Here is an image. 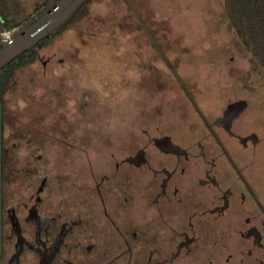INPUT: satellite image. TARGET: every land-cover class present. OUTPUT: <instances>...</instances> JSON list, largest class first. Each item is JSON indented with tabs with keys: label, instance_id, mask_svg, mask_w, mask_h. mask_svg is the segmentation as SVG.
<instances>
[{
	"label": "rangeland",
	"instance_id": "374dc122",
	"mask_svg": "<svg viewBox=\"0 0 264 264\" xmlns=\"http://www.w3.org/2000/svg\"><path fill=\"white\" fill-rule=\"evenodd\" d=\"M44 1L1 0L0 7L5 2L23 18ZM180 82L211 116L232 98L248 101L242 129L254 123L264 137V83L227 23L222 0H93L9 83L2 120L7 202L35 192L46 176L57 182L49 191L57 190L61 205L70 198L81 207L86 178L92 186L93 173L113 176L116 161L144 146L148 135L169 133L184 142L200 121ZM134 172L140 252L146 253L154 241L142 194L145 169ZM111 176L103 192L129 223L126 165ZM92 196L94 212L100 201ZM100 230L107 244L115 241L109 227Z\"/></svg>",
	"mask_w": 264,
	"mask_h": 264
},
{
	"label": "flooded vegetation",
	"instance_id": "af4514ba",
	"mask_svg": "<svg viewBox=\"0 0 264 264\" xmlns=\"http://www.w3.org/2000/svg\"><path fill=\"white\" fill-rule=\"evenodd\" d=\"M183 90L200 133L184 142L169 133L148 135L144 146L116 161L113 176L128 169L130 224L121 219L124 209L108 204L107 172L93 173L92 186L86 178L81 207L70 198L61 205L57 190L49 191L57 182L42 176L20 201L8 203L2 191L0 264H264V137L259 125L241 126L251 105L235 97L211 116ZM142 167L154 241L146 253L140 252L134 174ZM90 194L100 201L94 212ZM102 226L115 241L107 244Z\"/></svg>",
	"mask_w": 264,
	"mask_h": 264
},
{
	"label": "trees",
	"instance_id": "16d2710c",
	"mask_svg": "<svg viewBox=\"0 0 264 264\" xmlns=\"http://www.w3.org/2000/svg\"><path fill=\"white\" fill-rule=\"evenodd\" d=\"M56 0H46L39 3L36 7L34 16H26L20 18L17 13L8 11V6L5 2L0 7V28L18 30L31 22L38 14ZM93 1V0H92ZM92 1L84 4L76 13L73 20L63 27L55 36L45 38L34 47L22 54L19 58L12 61L0 70V103L3 108V116L6 112L5 96L8 91V86L14 74L20 67H24L36 62L39 58V50L47 43L56 38L68 25L73 23L76 18L85 11L86 6ZM1 2V0H0ZM226 12L227 23L232 28L236 40L241 43L244 49L249 54V62L252 68L257 70L264 83V0H222ZM158 47V46H157ZM44 67L47 68V65ZM252 107V106H251ZM3 130L5 126L3 125ZM3 155H2V184L4 182V162L6 159L5 145L2 138ZM4 185V184H3Z\"/></svg>",
	"mask_w": 264,
	"mask_h": 264
},
{
	"label": "water",
	"instance_id": "95a60500",
	"mask_svg": "<svg viewBox=\"0 0 264 264\" xmlns=\"http://www.w3.org/2000/svg\"><path fill=\"white\" fill-rule=\"evenodd\" d=\"M92 0H56L44 9L31 22L14 32L12 39L0 40V70L19 58L25 52L34 49L45 38L55 36L64 26L70 23L80 8ZM167 63V61H166ZM168 64V63H167ZM170 66V64H169ZM171 68V66H170ZM173 74L175 71L171 68ZM177 77V76H176ZM188 93L184 83L180 82ZM247 105V102H245ZM3 106L0 103V219L2 211V155H3ZM2 222H0L1 233ZM1 240V239H0ZM0 241V251H1Z\"/></svg>",
	"mask_w": 264,
	"mask_h": 264
},
{
	"label": "built area",
	"instance_id": "2783aa9c",
	"mask_svg": "<svg viewBox=\"0 0 264 264\" xmlns=\"http://www.w3.org/2000/svg\"><path fill=\"white\" fill-rule=\"evenodd\" d=\"M15 31L16 30H13V29H2V28H0V40L12 39Z\"/></svg>",
	"mask_w": 264,
	"mask_h": 264
}]
</instances>
